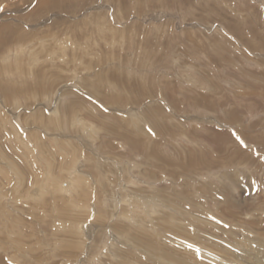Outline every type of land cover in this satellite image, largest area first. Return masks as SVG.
<instances>
[{
  "label": "rangeland",
  "instance_id": "obj_1",
  "mask_svg": "<svg viewBox=\"0 0 264 264\" xmlns=\"http://www.w3.org/2000/svg\"><path fill=\"white\" fill-rule=\"evenodd\" d=\"M263 1L0 0V264H264Z\"/></svg>",
  "mask_w": 264,
  "mask_h": 264
},
{
  "label": "bare ground",
  "instance_id": "obj_2",
  "mask_svg": "<svg viewBox=\"0 0 264 264\" xmlns=\"http://www.w3.org/2000/svg\"><path fill=\"white\" fill-rule=\"evenodd\" d=\"M264 2V1H263ZM103 24V23H102ZM105 29V28H104ZM66 43H68V42H66ZM66 45V44H65ZM67 46V45H66ZM248 47V46H247ZM22 53V52H21ZM19 56V55H18ZM21 56V55H20ZM33 57V56H32ZM18 58V57H17ZM30 59V58H29ZM63 59V58H62ZM18 64V63H17ZM16 65V64H15ZM102 81H104L103 79H101ZM48 86H46V88H47ZM44 88V87H43ZM95 88V87H94ZM97 91H98V89H97ZM5 92H6V94H8V95H12V94H14L15 92H16V88H14L13 86H6L5 87ZM17 94V93H16ZM16 96V95H15ZM9 97V96H8ZM106 97V96H105ZM107 98L108 97H106L105 99L107 100ZM108 100H110V104H112V105H118L119 103H118V101L119 100H117V99H115V97L114 96H112V97H110V99H108ZM122 103H124L123 101H122ZM121 104V103H120ZM73 107H75L73 104H71L69 107L67 106V109L68 110H72L73 109ZM175 107V106H174ZM56 112H57V110H56ZM132 112V111H131ZM56 114L54 113V116H55ZM131 116H132V114H131ZM154 117V116H153ZM156 117V116H155ZM154 119V118H153ZM152 118H151V120H153ZM51 120H53V122H57L58 120H59V118L58 117H51ZM155 121H156V118L154 119ZM154 120H153V122H154ZM133 121H134V119L133 118H131V117H123V119L121 120V121H119L120 123V125H121V123L123 122V123H126L127 124V129L128 130H131L133 133H134V135H140V136H145L146 138H148V135H147V133L144 131V129L143 128H139V126L137 125V124H133ZM53 122H52V124H53ZM78 124H80L79 123V121H77L76 123H74L73 125L75 126V125H78ZM154 126V125H153ZM157 127V126H156ZM128 130H127V133H126V135L124 136H122L123 138H121L122 140L124 139V141L126 142H128L130 145H131V147H132V149L134 150H140V149H142V147H143V142L145 143V141L144 140H140V141H138V140H136L135 138L133 139L131 136H130V134L131 133H129L128 132ZM21 134V133H20ZM18 135V134H17ZM50 140H52V139H50ZM53 141V140H52ZM119 141V140H118ZM77 158H79V157H75V156H73V158H72V160L70 161V162H74L75 160H77ZM82 159V158H81ZM84 164V163H83ZM190 167H192L193 165H194V162L191 160L190 161ZM73 165V164H72ZM199 165V164H198ZM85 166V165H84ZM79 169V168H78ZM68 170V169H67ZM80 174V173H79ZM79 174H78V176L76 177L75 176V178L73 179V180H66V181H61V180H59V179H56V180H54L53 178H48L49 180H50V184H51V186H52V193H53V191H54V193H56V192H59L58 194H63V192L65 193V194H70L69 196H68V199L69 198H75V197H77L76 196V193H78V190L81 192L82 190L84 191V193L82 194V196H87V192L84 190L85 189V186L84 185H82V184H85L86 183V185H89V183H90V181L87 179V178H83L82 176H79ZM71 175V174H70ZM48 176V175H47ZM55 177V176H54ZM79 177V178H78ZM53 184V185H52ZM65 185V186H64ZM76 188H78V190H76ZM37 190V189H36ZM233 190V189H232ZM40 191V190H39ZM61 192V193H60ZM146 192V191H145ZM34 193H35V191H34ZM43 193V192H42ZM71 193H72V195H71ZM33 195V194H32ZM37 195H39V194H37ZM64 195V194H63ZM31 197V196H30ZM35 197V196H34ZM37 197H35L34 199L35 200H37L36 199ZM126 200V199H125ZM74 201V200H73ZM81 201V200H80ZM71 202H72V200H71ZM75 202V201H74ZM136 205V204H135ZM144 205V204H143ZM89 214V213H88ZM64 229V228H63ZM69 229V228H68Z\"/></svg>",
  "mask_w": 264,
  "mask_h": 264
}]
</instances>
